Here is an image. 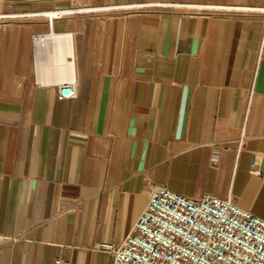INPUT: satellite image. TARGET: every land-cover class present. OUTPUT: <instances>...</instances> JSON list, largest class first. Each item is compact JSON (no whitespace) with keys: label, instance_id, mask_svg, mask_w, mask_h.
Here are the masks:
<instances>
[{"label":"crops","instance_id":"obj_1","mask_svg":"<svg viewBox=\"0 0 264 264\" xmlns=\"http://www.w3.org/2000/svg\"><path fill=\"white\" fill-rule=\"evenodd\" d=\"M37 33L49 37L40 47ZM74 76L77 96L60 99ZM151 183L231 195L264 218L263 15L158 7L0 24V264H113L95 246L124 240Z\"/></svg>","mask_w":264,"mask_h":264},{"label":"built area","instance_id":"obj_2","mask_svg":"<svg viewBox=\"0 0 264 264\" xmlns=\"http://www.w3.org/2000/svg\"><path fill=\"white\" fill-rule=\"evenodd\" d=\"M151 7L253 12L264 17V7L174 2L81 6L78 0H72L70 6L63 8L0 11V24L30 19H47L52 23L56 18L67 16L105 18L121 10L129 13ZM48 38L37 33L33 35V42L40 47ZM77 94L75 76L59 85L60 99L74 98ZM243 145L244 137L239 150ZM251 173L262 176L258 155L253 158ZM95 249L111 254L113 264H264V218L242 208L231 195L205 193L192 198L168 186L151 183L148 203L131 232L120 243L100 242Z\"/></svg>","mask_w":264,"mask_h":264},{"label":"rangeland","instance_id":"obj_3","mask_svg":"<svg viewBox=\"0 0 264 264\" xmlns=\"http://www.w3.org/2000/svg\"><path fill=\"white\" fill-rule=\"evenodd\" d=\"M139 2H147V1H137V2H129V3H139ZM72 3V1H69V3L67 4V6H63V7H68L70 6ZM174 3H185V2H174ZM187 3V2H186ZM78 4L81 5V6H86V5H118V4H102V3H97V1H94V0H84L83 2L81 0L78 1ZM121 4H128V3H121ZM191 4V3H190ZM62 7V8H63ZM154 8H158V7H151V8H145V9H154ZM162 8H169V7H162ZM173 9V8H172ZM181 10H184V9H181ZM186 10V9H185ZM187 10H191V9H187ZM118 13H126V10H121L119 11Z\"/></svg>","mask_w":264,"mask_h":264},{"label":"water","instance_id":"obj_4","mask_svg":"<svg viewBox=\"0 0 264 264\" xmlns=\"http://www.w3.org/2000/svg\"><path fill=\"white\" fill-rule=\"evenodd\" d=\"M20 1H27V2H38V1H47V0H20Z\"/></svg>","mask_w":264,"mask_h":264}]
</instances>
